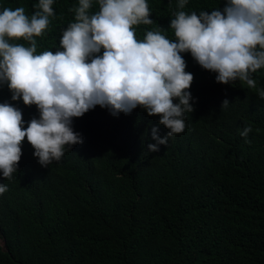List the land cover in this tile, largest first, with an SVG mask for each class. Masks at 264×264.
Listing matches in <instances>:
<instances>
[{"label":"trees","instance_id":"obj_1","mask_svg":"<svg viewBox=\"0 0 264 264\" xmlns=\"http://www.w3.org/2000/svg\"><path fill=\"white\" fill-rule=\"evenodd\" d=\"M37 2L0 5L31 16ZM148 2L154 23L137 26V36L160 28L172 37L176 0ZM221 3L190 0L184 10ZM74 4L56 0L38 52L59 46ZM185 59L198 101L184 132L159 152L146 150L158 117L139 107L114 117L97 105L74 118L84 142L47 168L25 139L14 179L0 177L8 184L0 195V264H264V100L240 81L217 83L190 54ZM253 78L264 88V69ZM225 98L230 106L221 110ZM246 125L250 142L238 131Z\"/></svg>","mask_w":264,"mask_h":264},{"label":"clouds","instance_id":"obj_2","mask_svg":"<svg viewBox=\"0 0 264 264\" xmlns=\"http://www.w3.org/2000/svg\"><path fill=\"white\" fill-rule=\"evenodd\" d=\"M189 2L176 0L172 37L153 28L139 38L137 26L154 23L148 0H77L59 46L40 52L36 38L56 18V0H38L31 16L24 7L0 5V177L14 179L25 139L42 167L61 161L67 149L84 142L74 118L97 105L114 117L138 107L157 116L155 143L146 150L159 152L184 132L186 114L198 101L190 91L194 74L186 71L187 54L217 83L240 81L264 100V88L257 89L253 78L264 69V0H222L199 12L185 11ZM94 4L99 10L92 12ZM229 106L225 98L221 110ZM159 125L167 129L164 135ZM238 131L250 142L251 126ZM6 191L8 184L0 183V195Z\"/></svg>","mask_w":264,"mask_h":264},{"label":"rangeland","instance_id":"obj_3","mask_svg":"<svg viewBox=\"0 0 264 264\" xmlns=\"http://www.w3.org/2000/svg\"><path fill=\"white\" fill-rule=\"evenodd\" d=\"M0 241H1V239H0Z\"/></svg>","mask_w":264,"mask_h":264}]
</instances>
